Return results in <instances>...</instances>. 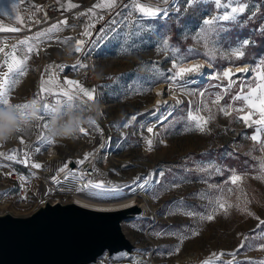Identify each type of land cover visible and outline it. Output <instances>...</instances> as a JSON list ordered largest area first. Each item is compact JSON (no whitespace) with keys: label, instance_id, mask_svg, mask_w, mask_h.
<instances>
[{"label":"rangeland","instance_id":"obj_1","mask_svg":"<svg viewBox=\"0 0 264 264\" xmlns=\"http://www.w3.org/2000/svg\"><path fill=\"white\" fill-rule=\"evenodd\" d=\"M40 1L0 0L5 3L0 4V11L7 19L11 16L17 18L24 8H33ZM54 1L65 10L68 9V3L78 6L89 3L93 6L98 2ZM122 1L125 3L122 4ZM139 2L153 7H167L169 15L166 19H140L139 23L143 25L141 34L132 36L127 41L133 50L124 52V34L131 27L125 20L131 9L123 5L130 3V0H118L117 7L112 11L97 9L104 19L93 17L99 28L93 31L89 49L84 53L83 64L86 67L75 70L73 67L66 68L67 72L61 76L63 81L65 78L78 81L82 77L88 85H94L97 89L100 87L103 92L111 91L108 100H104L108 103L106 108H100L102 106L95 103L99 111L95 113L96 124L90 126L93 134H89V137L78 134L68 139L56 137L52 138V144L38 140L31 146L33 153L42 155L46 147L51 145L57 155L63 154L67 158H71V155L82 157L86 153L93 155L101 139L106 136L104 151L95 159L96 166L103 170L102 177L107 182L106 186L118 185L123 192H132L133 181L137 177H141V182L148 177L152 178L149 188H138L142 195L135 199L140 204H147V210L141 217L122 223L125 234L136 244V249L132 255L119 253L111 258L104 256L98 264H203L205 260L211 261V264H257L264 261V248L260 247L264 244V224L260 223L264 220V180L256 178L260 174L261 161H264V150L250 138L255 127H246L238 119L244 113L234 112L227 116L213 108L214 118L208 122L207 132L188 130L187 117L190 109L193 114L204 117L208 115L207 111L197 112L202 99L199 93H207L206 102L211 107V99L221 91V85L227 84L226 80L213 79L212 75L222 73L227 66L242 64V60L231 62L221 54L211 61L209 70L202 76L185 77L183 82L167 79V70L172 68V61L177 59V53L186 57L185 61L198 57L208 61L211 42L217 37L212 33L201 34L205 27L203 20L230 11V8L218 10L212 0H200L191 7H188L187 0H175L167 5L163 0ZM222 2L227 3L228 0ZM241 2L248 7L245 13L238 16L237 21L219 22L224 28L218 36L219 47L225 51L246 39L252 45L254 35L264 25V0ZM231 6L235 7L236 4ZM253 12L256 13L255 17L249 19ZM139 17V13H132L133 20ZM113 20L117 24L112 25ZM18 25L20 19L17 21ZM49 27L38 30L45 32V35L36 37V32L28 39L34 48L31 53H27L26 45L19 44V41L10 37L7 39L9 48L16 46L19 57L26 54L29 57L24 75L12 74L11 78L18 81L9 85V100L12 104H28L33 99H38L43 104L36 93L37 72L42 62L57 57L76 56L75 41L62 37L58 33L60 29L47 33ZM112 27L115 32H107L105 39H99L97 33L101 28L107 31ZM198 36L200 42L197 41ZM165 39L170 45L167 50L163 47ZM179 43L186 46L182 47ZM189 49H194V53H189ZM262 58L264 53L251 64L244 63L255 68ZM255 75L252 72L243 74L246 77L245 82L252 87H255ZM240 76L241 74L234 77L237 84L221 101L222 105L232 103V95L240 90ZM181 83L187 92L194 94L189 95L182 91ZM109 84L114 86L109 87ZM158 85H162L159 91L155 89ZM169 96L172 100H160ZM177 99L182 103L177 105ZM157 102H160L159 105ZM234 107L245 106L241 101H236ZM21 111L27 118L28 108ZM37 115L46 116L43 112H38ZM133 116L135 120L132 119ZM50 119L51 117L29 121L30 126L15 134L19 137L12 142L8 153L21 159V143L24 146L38 136H49V130L43 124L49 125ZM149 125L153 129L152 133L145 130ZM117 127L119 128L114 132ZM149 137L150 140L147 139ZM23 138L27 140L24 141ZM144 138L148 142L145 148L141 143ZM37 148L40 150L36 151ZM226 159H231L234 163H227ZM235 159H240L238 164ZM116 170L119 173H115ZM233 170L243 177L237 185H232L229 181ZM160 173H163L162 177ZM125 185L129 187L126 188ZM95 191L98 190H87L90 193ZM218 198L231 205L227 214L220 211L212 221L202 220L201 216L212 213L214 201ZM245 207L255 215H248L241 210ZM187 211L194 215L184 214ZM242 243L243 247H240Z\"/></svg>","mask_w":264,"mask_h":264},{"label":"snow or ice","instance_id":"obj_2","mask_svg":"<svg viewBox=\"0 0 264 264\" xmlns=\"http://www.w3.org/2000/svg\"><path fill=\"white\" fill-rule=\"evenodd\" d=\"M170 2H175V0H163V3L167 5ZM200 2V0H187L188 7L193 6L194 3ZM212 2L215 4L216 8L219 10L221 8L228 9L230 8V11H224L223 14H217L212 16L210 19L203 20V25L205 26L201 30V34L203 33H212L217 39H213L211 42V55L208 58L209 65L211 64V61L216 59L218 56L223 54L228 58L229 61H239L242 60L245 57L246 54V48L248 45H250L252 42L248 39L242 41L239 43L236 47L231 48L227 51L219 47V40L218 36L220 31H223V25L219 22H235L238 19V16L240 14L245 13L248 5L244 2H241V0H228L227 3H223L222 0H212ZM235 3L236 6L232 7L231 5ZM118 0H98L96 4H94L91 8L87 9L86 12L80 13V16H88L90 23L85 28L82 35L91 37L93 35L92 31L90 29L95 27V22L92 20V17H96L99 20H103L104 16L99 15L97 12V9L99 10H107L112 11L117 7ZM15 8V5H13ZM79 7L76 4L68 3L67 8H77ZM123 7L131 9L129 11L128 17L126 18L125 22L130 23L131 27L129 28V31L124 34L125 39V48L123 49L124 52H129L133 50L132 47H130L127 44V41L131 40L132 36H138L141 34V30L143 29V25H140L139 21L140 19H156L158 17L167 18L169 15V10L167 7H153L148 6L143 3H140L139 0H130V3L123 5ZM179 11V9H177ZM139 13L140 17L133 20L132 19V13ZM119 14V13H118ZM256 13L253 12L252 15L249 17V19H253L255 17ZM19 20L20 18L17 17ZM39 23V21H37ZM67 20H62L58 22L57 24H52L47 30V33L58 31L60 29V25H67ZM117 24V21L113 20L112 25ZM139 26V27H137ZM0 31H9V32H18L20 31L19 28H0ZM259 31L264 33V25L260 26ZM107 32H115V28H109L107 31L104 28L100 29V32L97 33V36L99 39L103 40L106 38ZM45 32H38L36 33V37L45 35ZM197 41H199V36L197 37ZM91 42V41H90ZM19 44L26 45L27 46V53H31L34 51V48L32 45L29 44L28 39H24L19 41ZM84 46H85V40L83 39H77L75 41V47L74 51L75 53H83L84 52ZM13 51L11 53L6 52L3 48H0V52H2L5 56V60L3 61V64L6 66V71H4L2 74H0V108L2 107H8L13 109L15 112L23 114L22 109L27 108H33L36 113L43 112L46 114L45 117H41L39 115L36 116L37 120H43L48 117H52L54 113L56 112V109L59 108V115L63 116L66 112V110L71 109L73 112L77 110V106L75 104H69L67 102L61 104L59 101L56 102V104H49V103H43L40 104V101L38 99H33L28 104H12L9 100V85H14L18 81L15 79H12V74H16V76H22L24 75L25 71V65L27 60L29 59L28 55H24L22 58L17 56L15 54V48L16 46L13 45ZM163 47L165 50L169 49V41L165 39L163 41ZM189 53H194V49H189ZM205 55H208L205 53ZM187 58L183 56H179L177 53V59H174L172 61V68L168 69V77L167 79L173 81V82H183L185 80V77L189 73L193 74H201V70L206 66L205 64L201 63H193L189 65L188 67H179L180 63H183ZM86 67L81 61L78 59L75 64L73 65V70L76 68H83ZM49 70H53V66H48ZM56 69H59V71H64L65 66L64 65H57L55 66ZM255 73V87H252L251 84L246 83V77L243 76V74L246 73ZM237 73L241 74L239 77V84H240V90L236 92L234 95H232L231 100L232 103H228L227 105H222L221 101L224 100L225 96L230 93L233 90L234 85L237 84V79H234V77L237 76ZM160 75H163V73H160ZM213 79L217 80H226L227 84L221 85V91L215 95L214 99H211V107L206 102L207 99V93L206 92H200L199 95L201 96L200 105L197 107V112L199 111H207L208 115L207 117L201 116L199 114H193L191 109L188 111V124L189 128L188 130H194L199 131L201 133H205L208 131L207 124L208 122L214 118V113L212 111L213 108H216L219 112L223 113L224 115L231 116L234 112L235 113H244L243 115L238 116V119L242 120L246 127H255L254 134L250 137L251 140L255 143H259L261 146V149L264 150V58H262L257 66L255 68H250L248 66L237 68L235 72L232 71L231 68L225 69L222 73H215L212 75ZM181 90L184 91L186 94L192 95L194 93L187 92V89L183 87V83L180 84ZM56 90H58V93L66 98V101L71 102L76 98V94H82L84 97L87 98L88 101H93L95 99L94 89L89 90L85 87H83L80 82L72 79L65 78L63 81V86H61L58 74L55 73L53 70L51 74L49 75L48 79H42L41 80V87L40 91L42 93H51L56 94ZM236 101H241L245 107L236 108L234 107V104ZM160 102H157V105H159ZM182 101L180 99L176 100V104H181ZM38 104H40V107H38ZM83 111V109H81ZM133 120H135V116L132 117ZM93 125L96 124V121H91ZM127 127V125H124ZM43 127L45 129L49 130V125L47 123L43 124ZM25 129H17V133L24 131ZM147 131L149 133L153 132L152 128H148ZM79 132L85 133V128L80 126ZM40 140H42L46 144H52L54 141L51 136H44L42 135L39 137ZM149 144H151V141H149ZM40 149L37 148L36 151H39ZM92 153H86L85 159H87ZM82 162V161H81ZM35 168H40L41 165L36 163L33 165ZM67 168V165L65 164L64 167L60 169V171H65ZM160 176H163V173H160ZM257 179L264 180V161H261L260 164V174L256 177ZM53 180L56 178L53 177ZM243 177L238 174L235 170H233L232 175L229 177V181L232 185H237L239 181H241ZM141 180V177H137L133 184H137ZM58 182V181H57ZM152 178L148 177L144 179L143 183L139 184V187L141 189L149 188L151 185ZM159 181H157L158 183ZM85 188H91V189H97L99 191H95L92 193L93 196H100V195H115L122 191L120 186H106L103 182H93L92 180H88L87 183L84 185ZM124 187H129L128 185H125ZM210 187H215L211 186ZM135 189H133L134 191ZM231 191V189H229ZM78 191H82V189H78ZM215 207L212 209L211 214H207L206 216H201L200 218L202 220L212 221L215 217V214L217 212L222 211L225 215L228 212V208L231 207L227 203V201L223 200L222 198H218L214 201ZM182 204V201H181ZM242 211L246 212L248 215L254 216V213H251L248 211V209L242 208ZM184 214L192 216L194 215L193 212L187 211ZM257 219H259L257 217ZM261 224H264V220L260 221ZM196 233H193L195 235ZM183 239V237L181 238ZM240 247H243V243L240 245ZM261 248H264V244L260 245ZM179 248L177 247V251ZM223 255V253H221ZM203 264H211V261L205 260ZM229 264H232V262H229ZM257 264H264V261H259Z\"/></svg>","mask_w":264,"mask_h":264},{"label":"built area","instance_id":"obj_3","mask_svg":"<svg viewBox=\"0 0 264 264\" xmlns=\"http://www.w3.org/2000/svg\"><path fill=\"white\" fill-rule=\"evenodd\" d=\"M91 7L89 3H84L77 8L65 10L54 0H41L35 7L24 8L20 13V25L16 27L20 31H0V37H10L16 41L26 38L31 39L39 29L67 20V25H60L58 33L72 41L77 39L85 40L84 52L82 54L76 53L74 58L57 57L46 59L42 62L41 68L37 73L40 80H46L54 70L58 74L61 86H63L62 72L56 69L55 66L62 64L65 66V70L69 67L72 68L78 59L83 63L84 53L89 49L88 46L93 35L91 37L82 35L90 20L88 16H80V13L86 12ZM90 30L94 34V28ZM2 61L3 54L0 53V66ZM49 65L53 66V70H49ZM94 92L95 99L93 101H88L82 94L77 93L76 98L68 102L65 97L58 93V90H56V94L43 93L41 98L43 103L56 104L59 101L61 104L65 102L75 104L77 106L76 111L86 116L91 114L89 106L94 103L102 106L100 108H106L107 93L98 91V89H95ZM91 124V121L82 124L81 126L85 128V133H81L78 130L75 137L78 134L85 137L93 134L90 127ZM18 137L14 135L12 139L0 143V211L7 209L11 213L25 215L43 203L44 200H49L50 202L58 200L61 202L73 201V194H79L90 189L84 187L88 180L107 184L102 177V169L95 164V159L104 151L103 147L100 152L96 150L87 159H85V156L73 157L71 155V158H67L63 154L57 155L52 150L51 145L46 147L42 155L41 153L36 155L33 153L31 146L35 141L40 140V136H38L36 140L28 141L24 146L22 145L23 142L21 143L23 151L21 152V159H17L8 152L12 148V142ZM147 139L150 140L151 137ZM103 140L104 138L101 139L100 144ZM141 143L144 148L148 146V142L144 143L143 139H141ZM94 155L96 156L92 159ZM71 162L73 163L72 166H70ZM36 163L40 164L41 167L38 169L33 167ZM65 164L67 165L65 171H60ZM116 173H119L118 170ZM53 177L56 179L53 180ZM78 189H82V191H78Z\"/></svg>","mask_w":264,"mask_h":264},{"label":"water","instance_id":"obj_4","mask_svg":"<svg viewBox=\"0 0 264 264\" xmlns=\"http://www.w3.org/2000/svg\"><path fill=\"white\" fill-rule=\"evenodd\" d=\"M98 28L99 24L94 30ZM143 212L139 203L99 210L75 200H44L25 215L4 209L0 211V264H98L104 256L132 255L136 244L122 223Z\"/></svg>","mask_w":264,"mask_h":264},{"label":"clouds","instance_id":"obj_5","mask_svg":"<svg viewBox=\"0 0 264 264\" xmlns=\"http://www.w3.org/2000/svg\"><path fill=\"white\" fill-rule=\"evenodd\" d=\"M89 115H82L80 112L66 110L63 117L59 115V108L50 119L49 136L52 138H74L80 126L89 121H94L92 113H98V106L93 104L89 106ZM28 116L25 118L21 113L15 112L8 107L0 108V143L12 139L17 133V129H23L30 126L29 121L36 119L37 113L33 108H28Z\"/></svg>","mask_w":264,"mask_h":264},{"label":"bare ground","instance_id":"obj_6","mask_svg":"<svg viewBox=\"0 0 264 264\" xmlns=\"http://www.w3.org/2000/svg\"><path fill=\"white\" fill-rule=\"evenodd\" d=\"M193 63H201V64H205L206 66L201 70V75L205 72H207L210 68V65L208 63V61L204 58H193V59H188L187 61H184L183 63H180L179 64V67H188L189 65L193 64ZM245 66H248L247 63H242V64H239V65H236V66H227L224 68L227 69V68H231L233 72L236 71L237 68H240V67H245ZM197 74H193V73H189L186 75V77H192V76H195ZM237 75H239V73H237ZM198 76V75H197ZM162 87V85H158L155 89H157L159 91V89ZM156 90V91H157ZM162 102L164 101H169V100H172V97L169 96L165 99H160ZM95 104V103H94ZM154 125V124H153ZM152 125V127H153ZM148 128H150V125L149 126H146L145 127V130H147ZM24 141H26L27 139L26 138H23ZM22 139V140H23ZM144 142H147V139H143ZM107 139H106V136L104 138V142H103V145H105ZM70 158V157H69ZM103 171V170H102ZM140 183H143L141 181H139L137 184H135L133 186V189H135L134 191L132 190V192H119L115 195H107V194H104V195H100V196H93L92 193L90 192H87V191H83L82 193H79V194H73L74 196V200L83 205V206H86V207H92V208H95V209H99V210H117L118 208H124L126 206H129V205H132V203H138L135 199L137 196H141L142 195V191H140V187H139V184ZM116 186V185H114ZM139 188V189H138ZM99 191V190H98ZM139 205H141L142 209L147 210V204L145 203H142Z\"/></svg>","mask_w":264,"mask_h":264},{"label":"crops","instance_id":"obj_7","mask_svg":"<svg viewBox=\"0 0 264 264\" xmlns=\"http://www.w3.org/2000/svg\"><path fill=\"white\" fill-rule=\"evenodd\" d=\"M0 4H5V3H3V2H0ZM61 6V5H60ZM62 7V6H61ZM1 8V7H0ZM22 12V11H21ZM9 17V16H8ZM20 17V16H19ZM17 18H14V16H11V17H9V19H7V16H5L4 14H3V12H1L0 11V28H13V27H17V21L18 20H16ZM7 37H0V48H3L6 52H9V53H11L12 51H13V49L12 48H9V43H8V41H7ZM0 53H2V52H0ZM3 54V53H2ZM15 54L18 56V54H17V52H16V50H15ZM5 60V56H4V54H3V61ZM3 61H2V63H1V66H0V74H2L4 71H6L7 69H6V66L3 64ZM41 68V67H40ZM39 68V69H40ZM66 72V70H64V71H62V75H63V73H65ZM38 73V72H37ZM37 78H38V76H37ZM81 79V80H80ZM80 79H78V82H80V84L83 86V87H85V88H87V89H89V90H95V89H97L94 85H88L89 83L87 82V81H85V79H83L82 77H80ZM100 82V81H99ZM97 83V82H96ZM112 86H114V85H112V84H109V87H112ZM40 87H41V80H40V78H38V83H37V86H36V93H38V95L40 96V99H41V101H42V95H43V93L40 91ZM98 91H101V92H103V90H101L100 89V87H99V89H98ZM111 91H107V90H104V92L103 93H107V95H108V97H109V95L111 94L110 93ZM95 93V92H94ZM108 104V103H107ZM42 117H45V116H42ZM49 118V117H48ZM119 127H117V128H115V130H114V132L118 129ZM123 140H124V138H123ZM112 172H114L113 170H112ZM116 172H117V170H116ZM115 172V173H116Z\"/></svg>","mask_w":264,"mask_h":264},{"label":"trees","instance_id":"obj_8","mask_svg":"<svg viewBox=\"0 0 264 264\" xmlns=\"http://www.w3.org/2000/svg\"><path fill=\"white\" fill-rule=\"evenodd\" d=\"M179 44L182 47L186 46V44H182V43H179ZM261 53H264V33L259 31L254 35L253 44L247 46L245 57L242 59V61L240 63L248 62L251 64L252 62H254L255 58H259ZM238 64L239 63H237L235 65H238ZM239 160L240 159H235V163L238 164ZM228 161H230L231 163H234V162H232L233 160H231V159H226L227 163H228Z\"/></svg>","mask_w":264,"mask_h":264}]
</instances>
